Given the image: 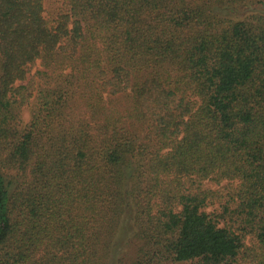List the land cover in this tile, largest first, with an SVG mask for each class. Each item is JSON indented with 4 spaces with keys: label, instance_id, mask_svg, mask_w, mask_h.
Returning a JSON list of instances; mask_svg holds the SVG:
<instances>
[{
    "label": "trees",
    "instance_id": "16d2710c",
    "mask_svg": "<svg viewBox=\"0 0 264 264\" xmlns=\"http://www.w3.org/2000/svg\"><path fill=\"white\" fill-rule=\"evenodd\" d=\"M56 1L0 0V264H264V0Z\"/></svg>",
    "mask_w": 264,
    "mask_h": 264
},
{
    "label": "rangeland",
    "instance_id": "374dc122",
    "mask_svg": "<svg viewBox=\"0 0 264 264\" xmlns=\"http://www.w3.org/2000/svg\"><path fill=\"white\" fill-rule=\"evenodd\" d=\"M43 4L45 7V13L44 16L45 18H49L50 16L53 17L54 11L61 6L60 2H57L56 0H43ZM234 16H237L238 19L242 18H249L254 15H261L264 16V3L263 4H250L249 6H244L239 8V6L236 9V12L233 13ZM40 70L38 64L32 69L31 75L34 74L35 71ZM30 75V76H31ZM34 106V100H30L29 105L23 108L22 113H21V125L23 128H26L30 122V117H31V111ZM130 227V224H129ZM130 231V229H128ZM124 239L126 238L127 234L124 232ZM128 238V236H127ZM124 242L118 243V251H117V258L116 261L111 264H120V258H122L124 261H126V258H124L125 250H126V245Z\"/></svg>",
    "mask_w": 264,
    "mask_h": 264
}]
</instances>
